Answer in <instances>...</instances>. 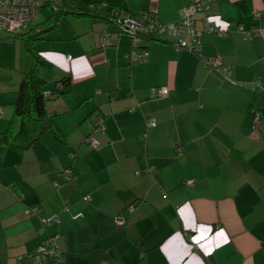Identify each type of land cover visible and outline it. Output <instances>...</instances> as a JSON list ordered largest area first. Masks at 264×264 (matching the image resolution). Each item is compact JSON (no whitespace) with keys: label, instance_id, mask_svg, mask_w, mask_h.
Returning <instances> with one entry per match:
<instances>
[{"label":"crops","instance_id":"0c3cea01","mask_svg":"<svg viewBox=\"0 0 264 264\" xmlns=\"http://www.w3.org/2000/svg\"><path fill=\"white\" fill-rule=\"evenodd\" d=\"M63 1L99 18L64 17L33 44L46 81L70 78L67 91L46 103L62 140L44 133L26 149L0 142V264H17L53 234L61 264H264V92L237 85L264 79V0H214L213 21L229 31L202 32L201 54L220 57L231 81L167 32L141 37L148 57L134 65L129 35L105 43L113 11L153 12L165 26L192 0ZM240 24L260 33L246 40ZM195 26L203 27L197 15ZM15 53L6 62L12 75L0 83V139L31 66L24 45ZM152 87L169 92L151 98ZM54 215L42 225L40 217Z\"/></svg>","mask_w":264,"mask_h":264},{"label":"built area","instance_id":"2783aa9c","mask_svg":"<svg viewBox=\"0 0 264 264\" xmlns=\"http://www.w3.org/2000/svg\"><path fill=\"white\" fill-rule=\"evenodd\" d=\"M43 0H0V31L14 32L22 25L37 19ZM219 6L214 0H192L188 5L183 7L182 15L179 21L167 25L158 23L153 12H142L143 17L137 18L130 15H123L120 20L115 21L118 29L129 36L133 40L134 49L128 55L131 65L146 60L148 53L142 48H138L140 38L145 36H158L160 33L167 32L176 46L193 52L200 63L216 71L222 79L231 81V69L223 64L218 56H205L201 54V34L202 32L216 33L220 37L226 36L229 29L227 27H218L213 18L219 13ZM254 16L258 15V11H254ZM199 16L202 23V29L198 30L195 26V16ZM237 31L246 40L257 36L260 29L256 25L246 27L240 24ZM109 35L106 34L105 43L108 41ZM67 56V60H70ZM237 85L254 89L259 88L264 92V79L257 77L251 83H238ZM169 92L167 87L150 88V97L159 98L165 96ZM47 94V93H45ZM259 114L254 113L252 128L256 129L259 125ZM94 128L96 131L103 129V118L96 115L93 118ZM156 125L154 119H150L147 126L154 127ZM91 146L96 147L97 141L88 136L85 139ZM176 154L182 152V147L176 145L174 147ZM65 179H71V173H65ZM188 186L192 185V181H187ZM132 205L125 209V212L132 211ZM34 213H38V209H32ZM31 210V211H32ZM30 211V210H29ZM28 211V212H29ZM57 221L56 216L40 217L42 225L51 221ZM118 224H123V217L116 219ZM58 234L48 235L42 243L30 254H27L20 261L22 264H61V253L58 250Z\"/></svg>","mask_w":264,"mask_h":264},{"label":"trees","instance_id":"16d2710c","mask_svg":"<svg viewBox=\"0 0 264 264\" xmlns=\"http://www.w3.org/2000/svg\"><path fill=\"white\" fill-rule=\"evenodd\" d=\"M39 15L42 17L41 20H38L37 17L36 20L30 21L34 22V24L25 32H18L21 27L14 32L5 31L8 33H15L14 39L18 38L22 41L25 51L31 58L30 68L22 74V77L18 83L13 114L8 120V126L2 133L0 139L2 144L21 149H26L32 146L44 133H49L55 138L62 140L59 131L52 122V118L46 112V103L66 92L70 82V78L67 75L54 82H48L45 80L42 72L45 62L44 59L35 51L33 44L40 39L47 38V33L54 30L64 17H87L91 19L99 18V16L95 13L73 6L63 0H43L38 16ZM123 15H130L137 18L143 17L142 13L136 15L127 12H111L105 17L107 22L112 24L114 23L115 25V28L112 30V32H106L109 37H111L114 33L115 35L120 33L125 34L120 31L115 24V21L120 20ZM145 37L146 40L157 38V36L152 35ZM138 48L141 47L139 46ZM253 111H255V109H253ZM67 171L71 173L72 179L73 174L69 169L63 172L64 179L65 173ZM65 181L69 180L65 179ZM83 199L87 200V197L85 196ZM32 209L38 208L32 207L28 210L31 211ZM31 212L34 213L33 210ZM30 253L32 252H28L27 254ZM27 254L17 257V264H22L20 260Z\"/></svg>","mask_w":264,"mask_h":264},{"label":"rangeland","instance_id":"374dc122","mask_svg":"<svg viewBox=\"0 0 264 264\" xmlns=\"http://www.w3.org/2000/svg\"><path fill=\"white\" fill-rule=\"evenodd\" d=\"M81 4V3H80ZM82 7V5H80ZM84 6L83 8H86ZM41 15L38 16V20H41ZM67 23V18H63L60 21V24ZM34 22H29L21 26L18 32H25L27 31ZM15 33H8L5 31H0V83L5 84L7 79L12 75L11 70L8 69L9 67L6 65V62L9 58L14 59L15 52L18 49H23L22 41L18 38L14 40ZM5 41V42H4ZM10 42V43H8ZM12 42V43H11ZM13 70V69H12Z\"/></svg>","mask_w":264,"mask_h":264},{"label":"clouds","instance_id":"9594fccd","mask_svg":"<svg viewBox=\"0 0 264 264\" xmlns=\"http://www.w3.org/2000/svg\"><path fill=\"white\" fill-rule=\"evenodd\" d=\"M213 19H217V18H213Z\"/></svg>","mask_w":264,"mask_h":264}]
</instances>
